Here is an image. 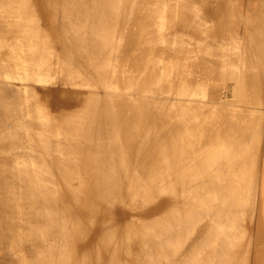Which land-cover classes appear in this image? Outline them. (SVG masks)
I'll use <instances>...</instances> for the list:
<instances>
[{
    "label": "bare ground",
    "instance_id": "obj_1",
    "mask_svg": "<svg viewBox=\"0 0 264 264\" xmlns=\"http://www.w3.org/2000/svg\"><path fill=\"white\" fill-rule=\"evenodd\" d=\"M0 264H264V0H0Z\"/></svg>",
    "mask_w": 264,
    "mask_h": 264
}]
</instances>
